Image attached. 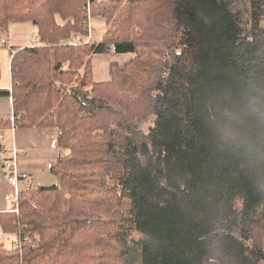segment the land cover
Segmentation results:
<instances>
[{"label":"trees","instance_id":"obj_1","mask_svg":"<svg viewBox=\"0 0 264 264\" xmlns=\"http://www.w3.org/2000/svg\"><path fill=\"white\" fill-rule=\"evenodd\" d=\"M87 0H0L13 124L55 129L57 183L21 187L0 213V264H264V0H89L105 23L84 43ZM79 40V44H75ZM131 54L93 79L94 55ZM150 122L147 129L144 126ZM136 236L138 238L136 239Z\"/></svg>","mask_w":264,"mask_h":264},{"label":"crops","instance_id":"obj_2","mask_svg":"<svg viewBox=\"0 0 264 264\" xmlns=\"http://www.w3.org/2000/svg\"><path fill=\"white\" fill-rule=\"evenodd\" d=\"M1 34H5L7 37H9L10 47L14 49L25 48V47H29L30 46L29 44H31L30 42L34 38H36V28L30 23L12 24L11 26H9V29L7 31L2 32ZM29 34H30V40H27ZM6 54L9 55V60H8V67L4 69V64L6 62ZM132 57L133 55L131 54L116 55L114 53H111L110 55H104V54L94 55L92 57V70H93L94 81L108 82L110 79L111 64L122 66L124 63L129 62ZM10 61H11L10 49L0 46L1 68L3 67L4 73H7V76L5 75V78L7 79H4L3 81L0 80V91H10L11 89ZM3 120L11 121V123L13 124V108H12L11 97H0V122ZM40 130L42 129L32 128L26 131L25 130L19 131V129H15L13 125L10 128L0 127V149H2V151L0 152V156L2 157V169H3V161L6 158V150L10 149L14 145L17 148L25 149L26 151L25 154L20 156V158L18 159V168L20 169L21 172H25L30 176V182L27 184L21 183L19 190H21V187H25V186H30L33 188L47 187L46 185L35 186V184H40L41 182L45 181L42 180L44 173L39 172L38 169L40 167L38 166L39 164H41V162L45 160L47 161L50 167V164L57 159L56 158L54 160V157H52L50 153L44 158H39V156L37 155L35 149L37 147L36 142L38 139L36 136H38V134L36 133V131H40ZM42 131H44L41 134L42 139L49 142L51 141L52 148L54 146L55 150H57V148L55 147V137L57 134L56 130L46 129ZM4 174L6 176L5 171ZM56 183L54 182L53 184L48 186L55 185ZM7 186L9 189L5 190L4 201L11 203V206L13 208V202L6 200V195L11 193L12 191V188L8 185V183ZM3 208H4L3 202H0V213H5V211H2Z\"/></svg>","mask_w":264,"mask_h":264},{"label":"rangeland","instance_id":"obj_3","mask_svg":"<svg viewBox=\"0 0 264 264\" xmlns=\"http://www.w3.org/2000/svg\"><path fill=\"white\" fill-rule=\"evenodd\" d=\"M89 14L92 16V17H90L91 21H92L91 26L94 30V34H92V41L93 40L99 41L102 38V36L106 30L105 23L101 19L94 18V16L92 15V11ZM87 20H88V17H87ZM27 40H30V34L28 35ZM30 43L32 44V41ZM31 44H29V45H31ZM112 53H113V51H112ZM8 60H9V55L6 54V62L4 64V69H6L8 67ZM7 72H8V69H7ZM5 75L7 76V73H4L3 67L1 68V64H0V80L1 81H3L4 79H7V78H5ZM150 125L151 124L149 122L144 126V128L147 129L148 126H150ZM39 129L46 130L45 128H39ZM23 130L26 131L29 129H23ZM42 130L36 131V133L38 134V136H36L38 140L36 142L37 147H36L35 151H36L37 155L39 156V158H44L45 156H47L50 153L52 155V157H54V160H55L61 151H58V149L55 150L54 146H53V148H54L53 149L52 145H51V141L49 142V141H45L42 139L41 134L44 132ZM19 131H21V130H19ZM28 151H31V150H28ZM38 167H40L38 169L39 172L44 173L42 180H45V181L41 182L40 184H35V186L36 185L48 186V185L53 184L54 182L55 183L57 182L55 176L50 171L49 164L47 163V161L44 160L43 162H41V164H39ZM7 189H9L7 186V178L4 174V170L2 169V157L0 156V202H3V205H4V208L2 209V211L10 212L11 208H12L11 203L4 201V193H5V190H7ZM18 214H19V207H18ZM137 238H138V236H136V239ZM0 243L6 248L13 247V245L16 243L15 232H12V231L11 232H3L1 230V227H0ZM138 254H139L138 249L136 247H132L131 256L133 259V263L134 264H143L141 262L140 256Z\"/></svg>","mask_w":264,"mask_h":264},{"label":"built area","instance_id":"obj_4","mask_svg":"<svg viewBox=\"0 0 264 264\" xmlns=\"http://www.w3.org/2000/svg\"><path fill=\"white\" fill-rule=\"evenodd\" d=\"M87 14L90 11V4L89 0H87V4L85 5ZM91 18L88 17L87 23H86V29H87V35L86 38L84 39V43H91L92 42V34H94V30L91 26ZM38 44V39L34 38L32 40V44L30 47H34ZM75 44H79V40H75ZM0 46L1 47H6L10 49V41L9 38L5 34L0 35ZM2 149H0V152ZM25 149H20L15 147L14 145L6 150V158L3 161V170L6 173L7 176V183L8 185L12 188L11 193L6 195V200L12 201L13 202V208L12 212L18 214V197H19V187L21 183H29L30 182V176L25 173L21 172L20 169L18 168V158L25 154Z\"/></svg>","mask_w":264,"mask_h":264},{"label":"clouds","instance_id":"obj_5","mask_svg":"<svg viewBox=\"0 0 264 264\" xmlns=\"http://www.w3.org/2000/svg\"><path fill=\"white\" fill-rule=\"evenodd\" d=\"M245 111L255 128V134L245 137V142L258 146L261 135H264V94L246 97Z\"/></svg>","mask_w":264,"mask_h":264}]
</instances>
